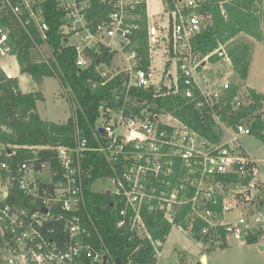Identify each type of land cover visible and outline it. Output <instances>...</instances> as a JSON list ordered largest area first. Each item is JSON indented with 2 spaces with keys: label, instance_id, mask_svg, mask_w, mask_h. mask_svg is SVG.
I'll return each instance as SVG.
<instances>
[{
  "label": "built area",
  "instance_id": "2783aa9c",
  "mask_svg": "<svg viewBox=\"0 0 264 264\" xmlns=\"http://www.w3.org/2000/svg\"><path fill=\"white\" fill-rule=\"evenodd\" d=\"M47 2L0 0V18L12 16L31 37L35 27L47 38ZM53 2L61 12L59 33L76 49L77 65L86 68L97 60L102 79L90 80L91 87L124 75L100 103L92 137L76 128L74 144L51 147L48 160L30 157L15 167L0 162V264H104L105 257L106 264H115L89 208L88 191H109L118 208L116 225L133 236L151 238L149 216L160 215L191 235L198 227L205 249L230 240L261 244L264 166L241 143L250 126L227 124L215 110L229 97L232 57L226 44L207 54L195 44L209 23L212 0H160L162 10L155 13L149 0ZM222 13L228 16L223 7ZM144 21L147 57L139 50ZM105 54L109 62L101 58ZM9 57L17 59L11 27L0 24V69L11 77L1 66ZM150 88L181 94L197 109L211 107L221 139H208L169 111L158 112L153 100L135 92ZM247 99L242 92L230 102L238 108ZM93 155L103 158L109 173L88 184ZM100 179L110 185L94 189Z\"/></svg>",
  "mask_w": 264,
  "mask_h": 264
},
{
  "label": "trees",
  "instance_id": "16d2710c",
  "mask_svg": "<svg viewBox=\"0 0 264 264\" xmlns=\"http://www.w3.org/2000/svg\"><path fill=\"white\" fill-rule=\"evenodd\" d=\"M221 6L227 12L226 18ZM207 10L210 13L209 23L196 39L197 49L207 54L220 44H226L235 72L232 85L227 90L229 97L223 98L226 102L218 103L215 110L227 124L235 125L242 121L247 123L250 126V134L264 143V93L245 83L254 49V43L249 38L264 44V0H212ZM45 15L50 24L47 38H43L35 27L30 29L31 37L12 16L0 18V24L11 27L13 48L20 72L29 75L37 83H41L45 77L56 76L69 95L73 94L76 106L74 115L65 122L47 120L38 111V103L44 99V93L36 90L23 91L18 77H9L0 69V142L16 150V154L11 157L5 153L1 154L0 162L8 160L14 167L18 162L30 157L48 160L53 152L51 147L73 145L76 128L80 129L81 134L92 137L99 117L100 103L111 97L113 89L122 82L124 75L119 74L106 85L93 89L90 80L102 79L96 70V58L90 66L80 68L76 63V49L67 45L59 33L61 12L57 10L53 0L45 4ZM142 25L144 28L139 33V50L147 57L146 22H142ZM43 48H46V51ZM101 58L110 61L107 54ZM218 58L213 56L212 60L217 61ZM135 92H138L139 96L153 100L158 112L169 111L198 129L208 139L213 141L221 139V132L217 130L211 107L197 109L195 103L189 102L181 94H156L153 88L135 89ZM242 92L247 93V102L235 108L230 98ZM90 162L95 168L88 184L109 173L101 156L93 155ZM230 178L237 180L236 176ZM88 200L105 244L116 260L115 264H156L162 243L171 231L170 222L160 215H150L148 225L151 238L133 236L116 225L118 208L112 204L114 200L112 195L107 192L88 191ZM195 230L192 236L200 243H204L205 239L198 231V227ZM247 243L255 242L250 239ZM225 246L228 244L223 245ZM207 250L210 251L211 248Z\"/></svg>",
  "mask_w": 264,
  "mask_h": 264
},
{
  "label": "rangeland",
  "instance_id": "374dc122",
  "mask_svg": "<svg viewBox=\"0 0 264 264\" xmlns=\"http://www.w3.org/2000/svg\"><path fill=\"white\" fill-rule=\"evenodd\" d=\"M149 8L151 12L161 11L160 0H149ZM249 40L254 43V61L249 83L258 90H264V44L252 38ZM43 50L46 51V48ZM1 66L19 78L23 91L36 90L44 93V99L38 103V111L43 118L55 122H65L73 114L72 106H76L74 96L72 93L70 94L73 102L71 103L68 92L56 76L45 77L41 83H37L29 75L20 72L18 60L14 57L3 59ZM240 140L247 152L264 166L263 141L252 134H243L240 136ZM7 149L12 150L11 146L7 147L0 142V155L6 154ZM109 185V180L100 179L94 183L93 188L103 189ZM231 216L234 217L233 214ZM257 244L230 240L228 246L208 251L191 234L185 233L174 225L167 239L162 243L156 264H196L197 262L203 264L200 259L203 253L208 254L207 264H264V250H261ZM261 244L264 245V240Z\"/></svg>",
  "mask_w": 264,
  "mask_h": 264
},
{
  "label": "crops",
  "instance_id": "0c3cea01",
  "mask_svg": "<svg viewBox=\"0 0 264 264\" xmlns=\"http://www.w3.org/2000/svg\"><path fill=\"white\" fill-rule=\"evenodd\" d=\"M150 12H151V10H150ZM151 13H155V12H151ZM253 61H254V53H253V60H252V64H251V67H250L249 75H248V78L246 79L245 83H246L247 86H250V87L255 88L256 90H258L255 86H253V85H251V84L249 83V76H250V72H251L252 67H253ZM16 63H17V62H16ZM19 70H20V67H19ZM8 72H9V71H8ZM9 73H10V72H9ZM10 76L12 77L13 75L10 73ZM263 85H264V82H263ZM258 91L264 93V90H258ZM257 245H258V244H257ZM262 245H263V244H262ZM261 250H264V248L261 249ZM203 255H206V261L208 262V254H207V253H203V254H201V257H202ZM200 259H201V258H200Z\"/></svg>",
  "mask_w": 264,
  "mask_h": 264
},
{
  "label": "water",
  "instance_id": "95a60500",
  "mask_svg": "<svg viewBox=\"0 0 264 264\" xmlns=\"http://www.w3.org/2000/svg\"><path fill=\"white\" fill-rule=\"evenodd\" d=\"M103 129H101V131H102ZM107 194H109V191L107 192ZM251 194V191L249 190L248 191V195H250ZM258 247L260 248V249H263L264 248V245H262V244H258ZM106 260H107V257H105V260H104V264H106ZM201 261H202V263L203 264H207V261H206V255H203L202 257H201Z\"/></svg>",
  "mask_w": 264,
  "mask_h": 264
}]
</instances>
